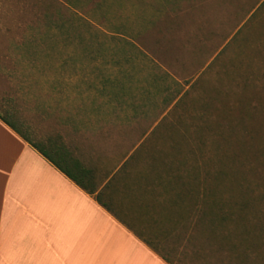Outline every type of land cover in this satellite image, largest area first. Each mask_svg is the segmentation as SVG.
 Returning <instances> with one entry per match:
<instances>
[{"label":"rangeland","instance_id":"1","mask_svg":"<svg viewBox=\"0 0 264 264\" xmlns=\"http://www.w3.org/2000/svg\"><path fill=\"white\" fill-rule=\"evenodd\" d=\"M1 42L82 58L89 75L134 69L150 121L169 127L151 131L160 169L191 204L161 251L264 264V0H0Z\"/></svg>","mask_w":264,"mask_h":264},{"label":"crops","instance_id":"2","mask_svg":"<svg viewBox=\"0 0 264 264\" xmlns=\"http://www.w3.org/2000/svg\"><path fill=\"white\" fill-rule=\"evenodd\" d=\"M81 70L82 58L0 43V98L11 107L0 116L33 143L67 152L72 174L82 183L84 170L94 191L86 194L0 119V264H170L160 248L187 225L191 204L152 149L160 141L151 131L169 127L150 121L134 69Z\"/></svg>","mask_w":264,"mask_h":264},{"label":"trees","instance_id":"3","mask_svg":"<svg viewBox=\"0 0 264 264\" xmlns=\"http://www.w3.org/2000/svg\"><path fill=\"white\" fill-rule=\"evenodd\" d=\"M0 119L8 125L12 130H14L16 133H18L32 148L37 150L42 157H44L48 162H50L57 170H59L62 174H64L67 178H69L71 181H73L77 186L82 188V190L85 191L86 194L93 195L94 191L90 188L85 186V183L83 182L86 179V173L84 170H82V183L78 177V175L72 174L73 166L70 165L71 160L69 159V154L67 152H63L61 149H55L49 148L43 144L39 143H33L26 132V130L17 129L14 126V123L10 122L4 117L0 116ZM171 169V167H170ZM169 170V169H168ZM173 170V169H171ZM85 178V179H84ZM204 183V180H203ZM178 184V180H177ZM203 194L209 195L208 192H203ZM186 194L182 193V201ZM96 201L99 202L98 196H95Z\"/></svg>","mask_w":264,"mask_h":264}]
</instances>
